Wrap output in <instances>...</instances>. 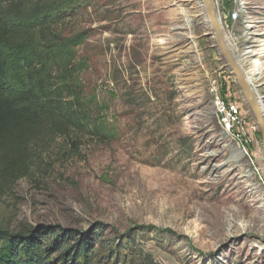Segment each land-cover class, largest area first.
I'll return each mask as SVG.
<instances>
[{
    "label": "rangeland",
    "instance_id": "obj_1",
    "mask_svg": "<svg viewBox=\"0 0 264 264\" xmlns=\"http://www.w3.org/2000/svg\"><path fill=\"white\" fill-rule=\"evenodd\" d=\"M219 1L264 19V0ZM81 2L65 33L89 34L76 50L81 85L116 137L41 148L28 176L0 193V228L56 227L89 242L118 234L151 264H264L260 134L243 149L220 125L215 96L238 107L245 127L256 123L201 0Z\"/></svg>",
    "mask_w": 264,
    "mask_h": 264
},
{
    "label": "trees",
    "instance_id": "obj_2",
    "mask_svg": "<svg viewBox=\"0 0 264 264\" xmlns=\"http://www.w3.org/2000/svg\"><path fill=\"white\" fill-rule=\"evenodd\" d=\"M81 1L0 0V193L28 176L40 149L58 138L77 150L85 136L116 137L81 85L76 50L89 34L65 33ZM78 237L56 227L0 228V264H151L130 238Z\"/></svg>",
    "mask_w": 264,
    "mask_h": 264
},
{
    "label": "built area",
    "instance_id": "obj_3",
    "mask_svg": "<svg viewBox=\"0 0 264 264\" xmlns=\"http://www.w3.org/2000/svg\"><path fill=\"white\" fill-rule=\"evenodd\" d=\"M220 3L219 0H214L215 10L220 20L227 47L244 74L248 85L252 89L254 98L259 103V107L263 109L261 114L264 118V93L260 91V88L264 86V82H261L263 79L261 75L257 76L255 74L254 80L253 70L251 69L254 62L252 57H249L251 50H264V19L257 14L254 6L250 7L247 3H234L232 4V10L229 12H226ZM225 18L228 19V24H225ZM239 22L242 33L240 36H236L234 25ZM239 38L242 42L238 41ZM242 55H244L243 58L239 59V56ZM214 105L219 116L220 125L223 126L225 132L236 139H241L242 148H247L252 143L251 134L259 130L257 125L252 124L245 127L238 107L221 101L218 96L214 98Z\"/></svg>",
    "mask_w": 264,
    "mask_h": 264
},
{
    "label": "water",
    "instance_id": "obj_4",
    "mask_svg": "<svg viewBox=\"0 0 264 264\" xmlns=\"http://www.w3.org/2000/svg\"><path fill=\"white\" fill-rule=\"evenodd\" d=\"M201 7L203 8L204 16L209 23V36L214 39L215 47L218 49L225 61L226 67L233 75L243 96L244 102L252 113L255 123L259 129L261 139V160L264 165V118L259 110V103L254 98L252 89L248 85L244 74L227 47L222 28L220 26V20L215 10L214 0H201Z\"/></svg>",
    "mask_w": 264,
    "mask_h": 264
},
{
    "label": "bare ground",
    "instance_id": "obj_5",
    "mask_svg": "<svg viewBox=\"0 0 264 264\" xmlns=\"http://www.w3.org/2000/svg\"><path fill=\"white\" fill-rule=\"evenodd\" d=\"M179 2L185 1V2H191V0H178ZM203 9V8H202ZM180 12V11H179ZM186 12V11H185ZM181 14H184V10L181 11ZM184 17V16H183ZM187 20V19H186ZM186 22V21H185ZM188 28V22L185 25H182V27H179L178 29H182V28ZM251 55L249 57H252V61L254 62V65H251V69L253 70L252 76H254V80H255V74L258 75H262L264 74V57H263V53L264 50H255V51H250ZM244 55L239 56V59H242ZM248 58V57H247ZM260 112L263 111V109H261V107H259Z\"/></svg>",
    "mask_w": 264,
    "mask_h": 264
}]
</instances>
